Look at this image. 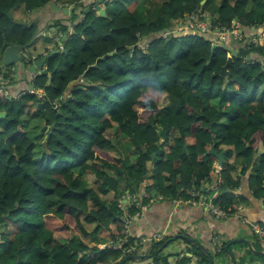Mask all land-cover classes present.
I'll return each mask as SVG.
<instances>
[{
    "label": "trees",
    "instance_id": "obj_1",
    "mask_svg": "<svg viewBox=\"0 0 264 264\" xmlns=\"http://www.w3.org/2000/svg\"><path fill=\"white\" fill-rule=\"evenodd\" d=\"M52 1L0 0V53L5 42L29 44L37 31L35 24L19 25L14 12L23 6L30 13ZM112 1L117 6H107L104 17L96 3L84 16L86 7L75 4L66 52L51 57L33 81L44 93L43 124L54 126L41 156L21 122L26 99L37 95L0 94V229L17 227L12 238L0 235V264H120L137 253L127 250L140 240L124 234V206L130 216L141 208L123 199L135 196L146 205L158 195L188 199L197 192L214 196L233 214L229 197L240 186L239 168L243 175L251 172L254 197L264 198V44H250L246 33L264 28V0H206L203 6V0ZM184 22H205L209 30L158 37ZM234 22L243 39L223 76L229 54L213 50L208 36ZM251 54L257 59L247 60ZM118 133L134 160L116 147ZM212 146L224 154L218 173ZM214 174L216 188L209 185ZM86 178L94 183L87 185ZM84 223L97 227L88 232ZM103 228L113 231V247L98 251L89 242ZM124 239L126 245L115 248ZM162 244L151 246L149 264H172ZM223 247L217 254L226 253Z\"/></svg>",
    "mask_w": 264,
    "mask_h": 264
},
{
    "label": "crops",
    "instance_id": "obj_2",
    "mask_svg": "<svg viewBox=\"0 0 264 264\" xmlns=\"http://www.w3.org/2000/svg\"><path fill=\"white\" fill-rule=\"evenodd\" d=\"M54 1L57 6L61 7V10H54L50 3L46 7L30 13L23 6L14 12L18 21L35 22L37 29L41 30L42 37H39L30 49L34 56L41 53L45 54L46 49L52 50L60 47L57 44L65 34L60 31V25L69 24L67 28L70 33L74 29L71 15L75 4L87 7L94 3V0ZM107 6L110 9L115 8V6L108 4V1L107 5L100 7L106 9ZM63 8H69L67 14L62 11ZM80 10L81 7H78L77 13ZM78 18H81V14ZM48 28L52 30L50 31ZM215 32L213 31L212 35H215ZM246 33L250 37H262L264 28H259L254 33L247 30ZM261 44H264V38L261 39ZM250 56L257 58L255 54ZM32 79L31 75L20 74L17 82H13L8 88L3 87L4 95L6 94L5 96L10 98H22L30 91L29 84L33 83ZM241 171L242 169L239 168L240 186L229 197L233 201L235 212L227 218L218 219L203 206L184 203L175 210L171 199L154 198L146 205L142 204L143 208L137 213V216L131 218L126 229L127 235L132 238H139L161 233L166 240L175 239V241L172 240L169 250L165 249L164 251L165 254L169 255L172 264H179L177 263L178 260L184 257L188 259L182 264H205L203 256L196 252L204 254L210 264L205 251L211 253L213 264H233L227 251L225 254H217L213 244V239L216 236L220 237L223 248L225 250L227 248L229 252L234 254L236 264H264V240L255 237L250 227L251 222L264 225V198L254 197L250 188L251 172L248 171L243 175ZM217 177V174L212 176L211 182H208L210 186L217 187ZM180 199L184 200L183 197ZM121 203L127 205L128 201L125 198ZM124 208L125 215H127L129 205L124 206ZM111 232L113 231L108 230L107 240L100 244L103 245L102 248H107L110 242L108 240L111 239ZM101 247L98 246V248ZM130 262L132 261H129L128 264H131Z\"/></svg>",
    "mask_w": 264,
    "mask_h": 264
},
{
    "label": "water",
    "instance_id": "obj_3",
    "mask_svg": "<svg viewBox=\"0 0 264 264\" xmlns=\"http://www.w3.org/2000/svg\"><path fill=\"white\" fill-rule=\"evenodd\" d=\"M94 3H96V5H97L96 7H97V10L99 12V15L104 17L106 15V9L101 8L100 6L106 5L107 0H96V1L94 0ZM205 3H206V0H203L201 2V6H203ZM51 6L56 11L61 10V7L57 6L54 0L51 2ZM197 10H199V8ZM62 11L67 14L69 11V8H63ZM90 11H91V5H88L84 9L83 16ZM8 16L11 19L13 18L11 12L8 14ZM236 21H238V18H236ZM34 23L35 22L18 21L19 25L26 26V27L33 25ZM75 23L73 22L72 24L75 25ZM64 25L66 27H68L69 24H64ZM60 26H63V25H60ZM179 28H181V30ZM251 31H253V33H254L255 29H251ZM217 32H218V30H216V34H217ZM242 32H243V30H240V33H242ZM69 33L70 32L67 31L66 34H64L61 37L60 41L58 42V45H60L59 48L50 50L49 53L44 54L41 58H37L30 51L32 46L37 41V39L39 37H42L41 30L39 28L37 29L35 35L33 36L32 40H31V42L27 45H8V43L5 42L3 45L2 51L0 53V88H2L5 85H10L13 82H17L20 74L31 75L33 77L32 80L36 79L37 76L41 75V73L46 69V63L51 57H53L56 54L66 52L63 49L62 44L65 41V39L67 38ZM171 33H173V35L175 37H180V36H184V35H188V34H194L195 30L191 27V24L188 22H186L184 24L180 23V24H178V28L174 29V31H172L169 28H165L164 30H162L159 33L158 37L166 35V34L168 35ZM216 34L208 36V39L213 43L212 49L215 50L218 47H221L222 49H224L229 54L227 64L222 69V75L224 76L225 74L228 73V67L232 63L233 58L239 56L240 50L236 46V43H237L236 40H233L231 43H225L222 40H220ZM114 53H115V51L109 53V56L113 55ZM246 59L247 60H254L257 58H255V57L252 58L249 55V56H247ZM244 65L245 64L243 63L242 66H244ZM94 66H96V64ZM6 74H10L12 77V80L6 79L5 78ZM29 87H30L29 92L33 93V91H34L33 83H30ZM4 117H5V113L0 112V118H4ZM53 128H54V126H51L50 130H53ZM210 153L216 157V159L218 160L220 165H223V161H224L223 152L218 153L216 151L215 147L212 146V148L210 149ZM151 175H152L151 172L147 174L148 177H150ZM141 180L144 181L145 178H142ZM1 233H2V229H0V234ZM172 240L175 241V239L166 240L160 249L162 251L167 249L171 245ZM103 249H105V247L99 248L98 251H102ZM202 250H204V249H202ZM226 250H227L228 254L230 255L231 260L233 261V264H236L234 254L229 252L227 248H226ZM205 252H206V255L209 259L210 264H213V259H212L211 253L208 251H205ZM149 258H150L149 254H131V255L127 256L124 260H122V262L120 264H125L126 262L131 261V260H140V259L144 260V259H149Z\"/></svg>",
    "mask_w": 264,
    "mask_h": 264
},
{
    "label": "rangeland",
    "instance_id": "obj_4",
    "mask_svg": "<svg viewBox=\"0 0 264 264\" xmlns=\"http://www.w3.org/2000/svg\"><path fill=\"white\" fill-rule=\"evenodd\" d=\"M68 1H74V0H68ZM108 1V4H111L113 6H115V2L112 1V0H107ZM110 1V2H109ZM94 4V3H93ZM117 6V5H116ZM42 9V8H40ZM38 9V10H40ZM34 11H37V10H34ZM33 11V12H34ZM207 14V13H206ZM211 20V19H210ZM185 23V22H184ZM183 23V24H184ZM203 24H206L205 22H203ZM178 28V25H176L174 27V29H177ZM50 31L52 30L51 28H48ZM72 32V31H71ZM49 40V39H48ZM241 43L237 42L236 43V46L239 47ZM62 47H63V44H62ZM7 88L9 85H5ZM5 86H3L4 88H6ZM2 87V89H3ZM37 92L40 94H44L42 92V90H36L34 88V91H33V94H36L37 96H33V97H28V99H26L25 101V108H26V113L24 114V116L21 118V122H22V126L23 128L28 132V134L30 135L32 141L35 142V156H41V154L46 151V147H45V142H46V137H47V134L50 130V127L47 126V124H43V117H41L40 113H39V109H41V101L40 98L38 97L39 95L37 94ZM6 95V94H5ZM24 100V99H23ZM162 104V107L164 108V110L166 111V113L169 111V108H168V101L167 99H163V101L161 102ZM214 104H217V101L214 102ZM176 135V133H175ZM113 140L115 141V144H116V147L119 149V151L121 152L122 156H125V155H129L130 156V160H134L135 158V155L133 153H129L127 152L126 150V146H127V141L124 139L123 135L121 133H118L114 134L113 136ZM222 166L223 165H220L218 160L216 159V162L214 163V168L216 169V172L218 173L221 169H222ZM86 182H88L87 185H90L94 183V181L92 179H88L86 178ZM147 181H142L143 184H145ZM121 183L123 185H125V182H124V179H121ZM205 195V194H204ZM135 196L133 197H127L126 200H131L130 198H134ZM104 198V197H102ZM156 198L158 199H162L164 197H162L161 195H158ZM173 199H171L172 201ZM137 201L135 199H132L130 204H135V206L138 208V207H141V209L143 208L142 205H139L138 203H136ZM90 208H95L93 205L90 206ZM139 213V211L137 212ZM137 213H135L133 216H130V215H126V219L127 220H124V234L126 233V229H127V224H129L131 218H135L137 216ZM136 215V216H135ZM83 215L80 214V218L83 219ZM253 223V222H251ZM84 226H85V229L88 231V232H93L95 230V228L97 227L96 224L94 225H89V224H85L84 223ZM105 228L101 229L98 234L91 239V241L89 243H94L95 246H103V245H100V244H103V242H105L107 239V236H108V230H104ZM17 230V227L15 224L13 223H10V224H7L5 227H3V230H2V233L4 235V237H7V238H12L14 233L16 232ZM252 231V230H251ZM0 234V235H1ZM75 234L73 231H72V234L73 235ZM127 235V233H126ZM254 235V234H253ZM129 236V235H127ZM144 237V236H142ZM256 237V236H255ZM75 238V237H74ZM141 238V237H140ZM215 238H219L218 236H216ZM214 238V239H215ZM83 240H85L83 237H82ZM214 239H213V244H214ZM75 240H78L77 238H75ZM100 240V241H99ZM87 241V240H85ZM110 241L107 245V247H113L111 244V241L112 239L108 240ZM126 242H127V239H124V242H119L115 245V248L117 247L118 249L122 248L124 245H126ZM165 242V241H164ZM163 242V243H164ZM157 242H153L150 244V250H151V246L153 244H155ZM163 245V244H162ZM119 246V247H118ZM102 248V247H101ZM169 250V247L167 248V251ZM132 262H130L131 264H149L151 262L150 259H144V260H131ZM178 263V262H177Z\"/></svg>",
    "mask_w": 264,
    "mask_h": 264
},
{
    "label": "built area",
    "instance_id": "obj_5",
    "mask_svg": "<svg viewBox=\"0 0 264 264\" xmlns=\"http://www.w3.org/2000/svg\"><path fill=\"white\" fill-rule=\"evenodd\" d=\"M191 27L194 29L196 27L197 30H201L202 32H207L209 30L208 24H203V22H196V23H191ZM181 30V28H179ZM217 37L222 40L225 43H231L233 40H236L237 42L242 41L243 35L240 33L241 27L240 24L237 22H234L233 28L232 29H217ZM216 33V32H215ZM264 38L263 36L259 37H251L250 38V44H261V39ZM0 94L4 95V89L0 88ZM38 97L42 98L44 94L38 93ZM191 197L188 199L181 200L180 198L173 199L172 203L175 207V210L177 207L181 206L183 203L184 204H189L193 206H203L206 209L210 211L212 215L217 217L218 219H224L230 216V214L223 208L219 207L216 203H214V196L210 197L208 195L204 194H199L197 192H191L190 193ZM136 199L134 198H130ZM141 208V207H140ZM127 220V219H125ZM128 225V224H127ZM251 230L253 234L261 239L264 240V225L260 223H250ZM139 242L136 241L130 248L127 250L128 252L136 251V254H149L150 253V244L153 242H164L165 236L161 233L153 234L152 236H144V237H139ZM220 239L215 238L214 239V248H216V251H220ZM119 247V246H118ZM117 248V247H116ZM145 252V253H144Z\"/></svg>",
    "mask_w": 264,
    "mask_h": 264
},
{
    "label": "flooded vegetation",
    "instance_id": "obj_6",
    "mask_svg": "<svg viewBox=\"0 0 264 264\" xmlns=\"http://www.w3.org/2000/svg\"><path fill=\"white\" fill-rule=\"evenodd\" d=\"M43 72H44V71H43ZM43 72H42V73H43ZM42 73H41V74H42ZM34 80H35V79H34ZM34 80H33V81H34Z\"/></svg>",
    "mask_w": 264,
    "mask_h": 264
}]
</instances>
